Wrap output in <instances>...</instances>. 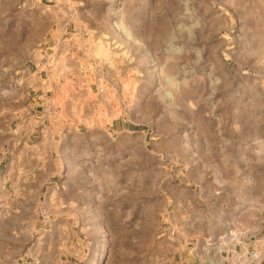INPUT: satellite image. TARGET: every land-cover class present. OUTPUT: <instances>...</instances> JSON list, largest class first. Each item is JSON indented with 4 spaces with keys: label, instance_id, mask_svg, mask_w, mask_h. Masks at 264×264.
<instances>
[{
    "label": "rangeland",
    "instance_id": "374dc122",
    "mask_svg": "<svg viewBox=\"0 0 264 264\" xmlns=\"http://www.w3.org/2000/svg\"><path fill=\"white\" fill-rule=\"evenodd\" d=\"M99 1L84 31L114 99L99 113L132 133L84 127L25 189L20 171L41 163L16 151L18 81L78 14L0 0V264H220L240 200L258 216L243 263L264 264V0Z\"/></svg>",
    "mask_w": 264,
    "mask_h": 264
},
{
    "label": "crops",
    "instance_id": "0c3cea01",
    "mask_svg": "<svg viewBox=\"0 0 264 264\" xmlns=\"http://www.w3.org/2000/svg\"><path fill=\"white\" fill-rule=\"evenodd\" d=\"M45 1L53 3L50 8L57 13L75 12L78 16L76 20L57 24L49 42L28 62L18 81V90H24L25 94L14 100L17 105L21 101L24 103V108L18 111L20 120L16 124L18 131L15 139L18 144L16 151L19 157L25 156L41 163L30 165L25 171H20V174H26L22 180L25 189L37 183H40V189H43L50 182L57 169H50L44 159L53 152L59 142H68L67 150H73L75 142L81 139V131L84 127L99 128L110 136L132 133L130 121L119 117L109 118L106 112L99 113L101 109L108 107L114 109V99L109 98V91L99 89L95 73L98 60L92 59L90 55L92 39L85 37L84 31L91 28V21L87 15L104 2ZM28 126H33L34 130L23 131V128ZM49 126H53L54 130L56 126H63L64 134L57 139V131L55 133L50 131ZM257 218L258 216L253 214L249 216L244 214L240 200L233 218L237 231L240 228L239 238L235 239L233 249L223 250L227 253V257H222L220 264L229 262L244 264L243 261L251 257L255 243L249 241L248 235L256 233ZM209 223L211 228V219ZM185 252L187 260L188 256L193 254L181 250L180 259L184 257ZM232 258L238 260L232 261Z\"/></svg>",
    "mask_w": 264,
    "mask_h": 264
},
{
    "label": "bare ground",
    "instance_id": "6f19581e",
    "mask_svg": "<svg viewBox=\"0 0 264 264\" xmlns=\"http://www.w3.org/2000/svg\"><path fill=\"white\" fill-rule=\"evenodd\" d=\"M167 48H168L169 50H172V49H173V48H172V44L169 43L168 46H167Z\"/></svg>",
    "mask_w": 264,
    "mask_h": 264
}]
</instances>
